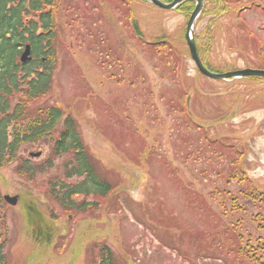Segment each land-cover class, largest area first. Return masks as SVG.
Returning <instances> with one entry per match:
<instances>
[{
  "label": "rangeland",
  "instance_id": "obj_1",
  "mask_svg": "<svg viewBox=\"0 0 264 264\" xmlns=\"http://www.w3.org/2000/svg\"><path fill=\"white\" fill-rule=\"evenodd\" d=\"M232 3L216 26L202 14L195 23L202 45L212 29L207 60L216 72L260 68L264 60V0ZM61 4L54 86L43 100L76 118L101 172L121 182L108 198L88 197L96 202L91 210L69 211L52 193L61 181L82 180L66 178L68 156L32 179L17 171L20 160L0 169L2 194L18 195L17 204L3 211L1 264H102L104 245L115 264H264V258L238 256L228 229L240 241L242 231L228 227L225 216L221 236L209 237L215 232L195 211L192 191L209 199L215 183L236 188L223 174L240 168L264 185V81L201 74L185 37L189 16L178 7L162 9L147 0ZM182 92L190 97L189 120L175 111ZM57 135L23 146L21 159L47 164ZM241 153L247 155L242 163ZM204 169L208 176L198 174ZM199 231L206 234L202 247Z\"/></svg>",
  "mask_w": 264,
  "mask_h": 264
},
{
  "label": "trees",
  "instance_id": "obj_2",
  "mask_svg": "<svg viewBox=\"0 0 264 264\" xmlns=\"http://www.w3.org/2000/svg\"><path fill=\"white\" fill-rule=\"evenodd\" d=\"M232 1L203 0L202 15L210 17L211 27L216 26L218 19L230 11ZM61 5V0H0V169L20 160L16 167L17 171L23 176L33 174L30 177L32 179L39 171H46L52 166L55 158L68 156L64 163L66 178L82 180L70 185L63 181L54 185L53 198L66 210L86 212L96 206V202L86 200L88 197L108 198L121 181L114 184L101 172L100 162L85 144L76 118L71 113H66L60 106L43 100L54 86L61 41L58 23V16L61 17L58 9ZM178 8L181 13L190 17L195 9V2L185 1ZM211 31V28L207 29L205 44L202 45L200 39H196V43L204 64L214 70L207 60L215 44V37ZM27 44L31 45L32 58L22 62L21 55ZM262 62L260 68H264V60ZM248 79L264 81L263 77L258 76H250ZM176 104L178 109L175 111L184 114L189 120L191 116L188 109L189 96L187 94L183 96L182 92ZM37 106L39 110L36 111ZM54 134L58 135L51 159L45 162L47 164H35L28 158L21 159L20 151L23 146L35 145ZM216 140L218 141L217 138ZM245 156L247 157L241 153L239 162L245 160L243 159ZM142 157L146 156L143 154ZM206 172L204 169L198 174L205 177L208 176ZM223 179L227 180V184L236 181L237 187H221L215 183V189L209 192L211 195L209 199L201 190H192L196 195L195 211L200 217H207V223L215 232V235L212 233L209 235L210 238L213 237L212 240L221 236L220 224L224 216L229 220L228 227H240L241 241L236 232L228 229L233 238L237 239L238 256L249 260L256 258L262 262L264 185L256 183L242 168L234 175L227 171L223 174ZM79 195L84 196L81 202L76 201V196ZM6 207L7 203L0 187V225L4 221L3 211ZM244 237L247 238L245 243ZM205 238L206 234L199 231L201 247ZM181 243L183 240L179 241V244ZM2 247L1 243L0 264L3 259ZM205 250L207 245L203 246L202 251ZM101 251L102 264H115L113 253L106 245Z\"/></svg>",
  "mask_w": 264,
  "mask_h": 264
},
{
  "label": "water",
  "instance_id": "obj_3",
  "mask_svg": "<svg viewBox=\"0 0 264 264\" xmlns=\"http://www.w3.org/2000/svg\"><path fill=\"white\" fill-rule=\"evenodd\" d=\"M147 1H149L151 4L155 5L156 7H159L162 9L175 10L180 4H182L184 1H187V0H173L172 2H165L163 0H147ZM194 1L196 2V6L188 20L185 37H186V41H187V44L190 50L191 58L194 61L195 65L197 66L198 70L203 75L209 78L215 79V80L242 79L248 76L264 77V69H259V68H249L248 67V68L228 71L224 73H219L205 66V64L203 63L199 55L196 39L194 36L195 23L203 10V0H194ZM133 25H134L136 32L140 36H142L143 33L139 28V24L136 21H134ZM31 53H32L31 45L27 44L24 52L21 55V61L27 62L28 60H30L32 58ZM40 154L41 152H39L36 155L39 156ZM4 199L9 204L16 205L18 202V195H15V196L5 195Z\"/></svg>",
  "mask_w": 264,
  "mask_h": 264
}]
</instances>
